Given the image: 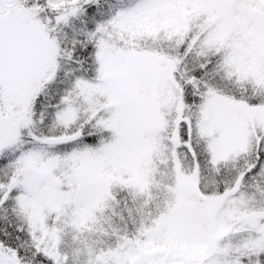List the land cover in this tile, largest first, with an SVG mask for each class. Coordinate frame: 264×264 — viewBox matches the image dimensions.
Returning a JSON list of instances; mask_svg holds the SVG:
<instances>
[{
    "label": "snow or ice",
    "instance_id": "snow-or-ice-1",
    "mask_svg": "<svg viewBox=\"0 0 264 264\" xmlns=\"http://www.w3.org/2000/svg\"><path fill=\"white\" fill-rule=\"evenodd\" d=\"M0 264H264V0H0Z\"/></svg>",
    "mask_w": 264,
    "mask_h": 264
}]
</instances>
